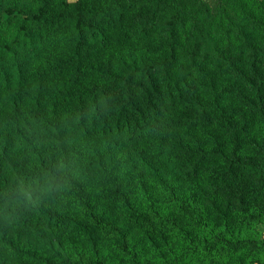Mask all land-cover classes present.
I'll return each instance as SVG.
<instances>
[{"label":"trees","instance_id":"trees-1","mask_svg":"<svg viewBox=\"0 0 264 264\" xmlns=\"http://www.w3.org/2000/svg\"><path fill=\"white\" fill-rule=\"evenodd\" d=\"M105 2L0 0V193L12 189L8 199H17L21 180L27 188L45 173L62 186L61 156L80 170L67 177L74 189L62 201L55 191L39 203L34 195L14 223L0 211V264H264V237L250 223L253 208L264 213V0H135L141 6L130 17L96 21ZM196 5L192 15L207 14L223 35L212 42L205 33L210 49L196 44L182 64ZM169 10L176 14L161 24ZM142 41L161 52L162 69L151 57L113 58ZM97 93L113 101L127 94L114 127ZM88 98L103 135L123 129L138 142L136 155L121 139L106 144L128 164L123 180L105 183L84 166L76 133L91 138L97 126ZM165 98L179 112L183 157L139 146L147 144L137 136L145 113ZM193 101L199 112L184 107Z\"/></svg>","mask_w":264,"mask_h":264},{"label":"clouds","instance_id":"clouds-1","mask_svg":"<svg viewBox=\"0 0 264 264\" xmlns=\"http://www.w3.org/2000/svg\"><path fill=\"white\" fill-rule=\"evenodd\" d=\"M78 3V0H70L69 7ZM123 4L124 7L121 8L120 5ZM140 4L136 3L135 0H107V2L101 4L102 11L96 15V21H99L101 16L104 17L105 20L108 19L109 15L111 17H119L121 12H123L126 16L130 17L133 12L137 11L140 8ZM199 8V5H196L195 8L187 12L189 17L188 25L184 28V33L188 34L191 33L189 39V44L184 46V51L181 53V63L184 64L187 62L188 56L185 52L190 53L196 44L202 45L205 50L210 49V40L209 37L205 34L211 31L212 42L220 36L223 35L221 31H219L216 25L212 24V20L207 14H197L193 16L192 13ZM178 11H180L178 9ZM176 13L169 11H162L159 13L160 23L163 24L165 20L170 19ZM183 14V12L181 13ZM211 25V28L209 27ZM197 28L202 29L199 35H197ZM95 29H93L94 31ZM99 34L97 33V36ZM131 35V33H130ZM137 35L139 33L137 32ZM203 37V39L201 38ZM135 39V37H133ZM96 43H99L97 40ZM143 43L147 42H138L136 47L140 48L141 51H138L134 56V59L139 60L141 56L148 58L151 57L152 60L156 61L157 68H163L164 65L160 62L161 52L154 51L152 49L144 50ZM153 43H156L153 41ZM158 46V44H157ZM163 53L167 52V48L165 47ZM127 58V57H125ZM141 68V75L147 71L143 64L140 65ZM153 71L156 68L152 69ZM183 75L181 72H177L176 78L178 79L179 76ZM101 83H111V80L105 78L104 81ZM123 87V84H121ZM183 87V85H181ZM187 91V90H185ZM99 96V103L103 114L110 119L113 127L115 125L116 118L120 116V110L125 106L127 102V94L122 93L119 101H113L111 98L108 100L105 99L103 95ZM111 104V107L109 106ZM88 106H89V121L95 120L97 126L95 127V131H93V135L91 138L86 137L83 135V130L81 129L76 134L80 137L81 141L85 145V152H86V159L84 161V166L89 168L90 174L92 177L96 179H103L105 183H107L112 176H119L121 180H123L124 172L128 169L127 163H117L116 160L112 159V154L106 148V144L110 143L112 140L121 139L128 144V151L131 152L133 155H136V152L133 151L134 146L137 145V141L132 138L129 140V137L132 136V133L126 132L125 130H121L119 135H116L113 132L111 135H103L100 132V127L103 125V121L100 120L96 115V104L92 103L91 98H88ZM185 108H196V111L199 112L200 109L196 107L195 101H193L190 105H184ZM109 112L112 115H108ZM129 112L131 113V109L129 108ZM146 119L141 121V131L137 133V136L143 137V140L147 142V144L141 143L139 146H151L153 150L159 149L160 151L168 152L172 151L173 153L180 155L183 157V152L181 151V145L179 143V136H183V132L180 128L176 126V120L179 117V112L173 111L169 106V102L165 98L163 102H157V111L154 112H146ZM136 118L139 119V114H136ZM65 119H68V115L65 116ZM78 122V114L71 116V123L73 127L70 131L75 132V125ZM91 125V123H90ZM107 131V130H105ZM162 138L164 139L165 143H161ZM185 143H187V139H185ZM95 150H98L104 159V167L101 168L100 164L97 163V157L95 155ZM186 150V149H185ZM119 159V158H117ZM75 160V157H73ZM59 178L62 179L63 183L62 186L57 184V176L45 173L42 179V183L40 181H34L33 184H29L27 188H25L23 180H21L18 188L16 190V195L18 196L17 199H8L9 193L12 192V189H6L3 193H0L3 197H5V202L0 208V211L3 213V218L5 221L9 223H14L15 221L19 220L20 217L15 215V212L20 207L27 208L29 204H31L32 197L35 195L37 197V203H39V197L44 195H50L52 192L60 193V200H63V194L72 191L74 189L73 185L69 182L68 176L78 177L80 175V170L74 169L71 164H65L64 157L61 156L59 159L58 167H57ZM119 182V181H118ZM55 185V187H54ZM109 186H111L109 184ZM212 189L210 188L209 191ZM23 197V201L19 198ZM9 209H11V215L9 214ZM252 212L256 214L257 219L251 221L252 229L255 232H259L260 237H264V213L257 212L256 208L252 209ZM219 231L223 232L224 229L220 228ZM207 234V233H205ZM211 240V237H209Z\"/></svg>","mask_w":264,"mask_h":264},{"label":"rangeland","instance_id":"rangeland-1","mask_svg":"<svg viewBox=\"0 0 264 264\" xmlns=\"http://www.w3.org/2000/svg\"><path fill=\"white\" fill-rule=\"evenodd\" d=\"M143 49L145 50L144 47H143ZM138 51H141V49L134 46V47L123 48V49H120L118 51H115L112 53V55H113V58L122 57L124 59H128V60L130 59L131 60V58H134V56L136 55V53ZM125 57H127V58H125Z\"/></svg>","mask_w":264,"mask_h":264}]
</instances>
